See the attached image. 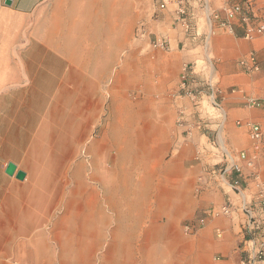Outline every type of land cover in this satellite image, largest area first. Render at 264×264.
Masks as SVG:
<instances>
[{
	"label": "crops",
	"instance_id": "obj_1",
	"mask_svg": "<svg viewBox=\"0 0 264 264\" xmlns=\"http://www.w3.org/2000/svg\"><path fill=\"white\" fill-rule=\"evenodd\" d=\"M49 1L0 0V80L5 82L0 108L11 102L16 114L23 104H35L22 98L56 97L61 89H73L76 80L122 77V65H117L122 24L111 22L131 13V1L117 0L112 16L106 5L114 0H95L96 7L90 9L82 7L84 0L59 8L52 4L50 8L58 10L48 34L43 30L48 20L41 15ZM235 5L240 11L231 13ZM185 7L189 31L179 23L174 3L157 14L156 23L165 30L161 49L166 55L157 57L152 71L141 76L146 93L155 95L154 104L141 110L146 120L132 116L110 124L106 139L115 151L113 166L102 162L94 174L99 187L89 185L83 191L87 209L81 231L92 239L63 243L59 264H96L93 256L103 246L106 227L104 207L114 227L109 253L102 254L99 264H132L133 243L140 239L147 242L148 255L161 249L166 264H239L247 258L250 245L242 206L261 215L264 196V35L255 31L264 21V0H185ZM244 13L252 17L250 22L240 21ZM90 16L107 17V22L94 19L89 25L88 20L75 19ZM207 17L211 34L201 25ZM223 21L226 25L220 24ZM85 38L105 46L93 48L99 49L101 68L77 66L70 58L71 49ZM250 54L257 70L248 71L239 63ZM133 76V82L140 79L139 74ZM207 80L219 88L215 98L220 110L209 104ZM188 91L197 97L186 95ZM250 100L260 104L250 105ZM210 107L214 111L207 114ZM179 112L181 124L175 121ZM246 122L260 125L263 141L258 146L249 139ZM70 193L75 195V189ZM227 202L232 206L229 216H205ZM200 217H205L201 227L192 234L183 231V223ZM9 235L0 233V240ZM53 254L38 245L32 253L41 264H53Z\"/></svg>",
	"mask_w": 264,
	"mask_h": 264
},
{
	"label": "rangeland",
	"instance_id": "obj_2",
	"mask_svg": "<svg viewBox=\"0 0 264 264\" xmlns=\"http://www.w3.org/2000/svg\"><path fill=\"white\" fill-rule=\"evenodd\" d=\"M130 1L131 13L123 19L114 17L111 22V24H119L121 21L122 24V49L117 56V65L121 63L123 72L119 80L94 82L97 84L95 87H91L87 79L76 80L73 89L60 90L63 95L70 93V97L65 98V95L64 97L59 95L55 97V100L54 97H25L22 98L24 102L33 100L35 104H23L17 114L14 113L15 108L11 106V102H7L3 108H0V233L11 235L8 239L0 240V264H41L35 262L32 255L35 245L54 253L53 264H59V254L63 243L79 238L84 241L92 239L83 235L81 231L87 202L83 195L70 193L73 189L79 193L77 185L81 182L75 178H67L68 183L64 185L63 190L56 183L55 177L61 160L68 159L72 164L77 161L81 155L80 151L83 150L78 140L81 136H86L89 140L86 144L90 147V152L89 154L84 153H87L86 158L96 154V169L88 167L82 178L86 186L99 187L98 177L94 174L102 169L101 163L103 162V166L107 164L108 168L113 166L110 159L114 157L115 151L106 139L110 124L117 119L119 121L131 120L132 116L138 121L146 120V114L141 110L147 104L152 106L154 104L155 95L146 93L143 87L145 81L141 80V76L152 71L153 62L157 57L166 55L161 48L152 46L153 41L165 37V30L156 23L160 10H156L154 0ZM52 4L57 8L67 7L73 4V0H50L48 2L49 8L41 15L44 20H48L43 25V30L48 29V34L54 24L51 19L54 20L57 17L54 11L58 10L51 9ZM78 5L75 3V7ZM81 5L83 8L90 9L95 8L97 4L94 0H84ZM88 18L76 17L75 19L84 21ZM94 19H101V23L107 22V17H94ZM209 23L205 18L202 19L201 25L205 32L211 34ZM79 45L88 50L94 47L105 50L102 43H94L86 38ZM73 60L76 65L80 62L76 56ZM103 60H105L104 56ZM136 74H139L140 79L133 82L132 76ZM4 84L5 82L0 80V89L4 87ZM66 99L69 100L68 104H64ZM88 109L94 117L91 122L86 123L80 117ZM33 110L35 113L31 112ZM212 111L214 109L210 107L207 114ZM150 115L153 113L151 112ZM179 115L180 113L175 117L176 123H178ZM12 116H15L17 120L10 121ZM73 118L76 119L75 125L78 120L76 128L73 127ZM40 124L46 131L44 147H47V154L45 155L41 154L44 149L41 151L39 148L42 140L38 136L34 146L27 143V131ZM93 142H96V146L92 149ZM9 161L15 163L18 169L26 172L24 180H18L4 173L6 163ZM88 189L89 187L86 188ZM104 211L106 227L102 240L103 246L95 251L97 254L93 256L96 264H99L102 254L109 253L108 246L112 243L114 224L108 222L109 214H106L105 207ZM194 222L195 220H191L183 223V231L185 224ZM146 243L141 239L134 241L132 264H166V257H163L161 249H154L155 253L149 255L146 253ZM71 254L72 252L68 256L71 257Z\"/></svg>",
	"mask_w": 264,
	"mask_h": 264
},
{
	"label": "built area",
	"instance_id": "obj_3",
	"mask_svg": "<svg viewBox=\"0 0 264 264\" xmlns=\"http://www.w3.org/2000/svg\"><path fill=\"white\" fill-rule=\"evenodd\" d=\"M171 3L175 4L174 12L176 13L178 17L177 19L179 23L184 28V30L189 31L192 28V25H191V22L188 21L186 18L185 0H154L156 10L166 9V7ZM229 11L231 13L240 11V7L238 5H235L229 8ZM212 15L216 17V14L214 13ZM251 19L252 17L248 15L247 13H244L240 16V21L243 23H248L251 21ZM207 20L210 21V18L207 17ZM220 24L226 25L224 21L221 22ZM255 31L256 33L264 35V21L259 22L256 25ZM245 35L247 37L251 36L249 32H246ZM165 43H166L165 38L161 37L153 41L152 46L158 47V48H164ZM239 63L248 71H254L258 69V63L256 61L254 54H250L248 59H241ZM206 86L209 90V96H210L209 104L213 108H217L218 110H220L221 109L220 103L215 98V94L219 92V88L216 87L214 83L211 82V80L206 81ZM186 95L193 97V99L197 97L195 94H192L189 91L186 92ZM249 104L259 105L260 103L255 100H250ZM201 110L202 108L198 112H201ZM179 113L180 115L178 117V123L181 124L183 123V113L182 112H179ZM244 125L247 128V134H248L249 139L252 142H254L257 146L261 144L263 141V132H262L260 125L257 123H251V122H246ZM239 156L241 158H245L246 154L245 152H241ZM229 161L233 168L238 169V166L232 162L231 158ZM259 206H260L261 215H256L255 210L247 206L246 204L242 206L243 212L246 216L244 228L248 234V244L250 245V248L246 251L247 258L241 260L239 264H260L262 260H264V196L260 199ZM231 212H232V206L229 202H227L217 208H210L206 212L205 216L206 215L229 216ZM204 221H205V217H200L194 223L185 224L183 227L184 231L190 234L194 232L199 226H202L204 224Z\"/></svg>",
	"mask_w": 264,
	"mask_h": 264
},
{
	"label": "bare ground",
	"instance_id": "obj_4",
	"mask_svg": "<svg viewBox=\"0 0 264 264\" xmlns=\"http://www.w3.org/2000/svg\"><path fill=\"white\" fill-rule=\"evenodd\" d=\"M95 1V0H94ZM94 4H95V2H94ZM112 5V4H111ZM109 6V3H107V5H106V8H108V9H110V11L109 12H111L110 13V16H112V15H114L115 14V9H116V7H117V5H118V2H117V0H114V2H113V5L112 6ZM102 7V6H101ZM112 9H111V8ZM105 8V7H104ZM120 8V7H119ZM92 10V9H91ZM106 12V11H105ZM123 12V11H122ZM109 14V13H108ZM129 14V13H128ZM88 24L89 25H91V24H93V21H94V18L92 17V16H90L88 19ZM109 22H110V20H109ZM72 50V53H71V59L73 60V58L76 56V57H78L79 58V61L80 62H78V65L77 66H81V67H85V68H89V67H93V66H95V67H97V68H101L102 67V64H101V61H100V53H99V49H97L96 50V52H95V49H92V50H88V49H86V47L84 48V47H82V46H80V45H76V46H74V48L73 49H71ZM95 60H96V62H95ZM74 61V60H73ZM65 62V61H64ZM107 62V61H106ZM93 64V65H92ZM104 67V66H103ZM107 68V67H106ZM92 69H94V68H92ZM97 70V69H96ZM95 72V71H94ZM104 72V71H103ZM99 73V72H98ZM94 75V74H93ZM99 76V75H98ZM88 80V82L90 83V86L91 87H95V86H97V84L96 83H94V82H99V80L98 79H87ZM91 82H93V83H91ZM55 86V85H54ZM63 95V94H62ZM65 95V94H64ZM64 95H63V97H64ZM70 93L69 94H66L65 95V98L66 97H70ZM61 96V95H60ZM47 98H49V97H47ZM54 100H55V97L53 98ZM52 99V100H53ZM68 99H66V102H64V104H68ZM56 102V101H55ZM51 103V102H50ZM52 104V103H51ZM50 104V105H51ZM67 106V105H66ZM65 107V106H64ZM120 111V110H119ZM80 117V116H79ZM93 117H94V115L90 112V109H88V111H84L83 112V114H82V116L80 117V119H82V120H84L86 123H89V122H91L92 121V119H93ZM80 119H79V122H80ZM73 120V127L74 128H76V125L78 124V120H77V123H76V125H75V121H76V119L75 118H73L72 119ZM40 123H42V122H40ZM43 124V123H42ZM42 126L43 125H39L38 127H34V129H30V130H28L27 131V143L28 144H30L31 146H34L35 145V140H36V137L38 136L42 141H40L41 142V144H40V147L39 148H41V151L44 149V151H42L41 152V154H47V147H44L45 146V140L46 139H44L45 138V133H46V131L45 130H43L42 129ZM25 127V126H24ZM112 128V127H111ZM114 128V127H113ZM110 131V130H109ZM91 135H92V133H90ZM32 135V136H31ZM73 135H74V132H73ZM117 135V134H116ZM33 137V138H31V137ZM110 136V135H109ZM30 137V138H29ZM93 137V136H92ZM115 137V136H114ZM91 138V137H90ZM80 140H78V144H80L79 142H81V145L83 146V150L82 151H80L81 152V155H80V157L77 159V161L74 163V164H72V162H70V161H68V159L66 160V161H63V160H61V163H59V166H57V173H56V177H55V181H56V183H58L60 186L59 187H61L62 189H63V187H64V185L66 184V183H68V181H67V178H69V179H72V178H75L77 181H79V182H81V183H79L78 185H77V189H79L78 191H79V193H76L75 195H83L84 196V194L82 193L84 190H86V188H87V184H86V182L85 181H83V178H82V176H83V173H84V171L88 168V167H92L93 169H96V154H92L91 156H90V158H86V155H87V153L89 154V150H90V147L89 146H87V138H86V136L85 137H83V136H81V138H79ZM89 141V140H88ZM96 142H97V140H96ZM96 142H93L92 143V145H91V148L93 149V146H96ZM112 142V141H111ZM26 143V142H25ZM26 143V144H27ZM113 144V143H112ZM117 144V143H116ZM119 145V144H118ZM115 146V145H114ZM80 147V146H79ZM95 148V147H94ZM94 151V150H93ZM84 152H87V153H84ZM118 152V151H117ZM77 154V153H76ZM74 158V157H73ZM116 159V158H115ZM70 160V159H69ZM98 161V160H97ZM105 162V161H104ZM99 165V164H98ZM104 168V167H103ZM107 168H108V166H107ZM116 168V167H115ZM98 169V168H97ZM106 171V170H105ZM110 172V171H109ZM112 172V171H111ZM107 174V173H106ZM117 175V174H116ZM53 178V177H52ZM118 179V178H117ZM97 180V179H96ZM72 181V180H71ZM55 184V183H54ZM114 186V185H113ZM107 189H109V186H108V188ZM112 189V188H111ZM115 189V188H114ZM64 190V189H63ZM126 190V189H125ZM113 191V190H112ZM82 193V194H81ZM91 196V195H90ZM108 198H109V196H108ZM107 204V203H106ZM99 205V204H98ZM112 206H113V204H112ZM86 216H88V214L86 215ZM95 222V221H94ZM91 225V224H90ZM131 225V224H130ZM97 226V225H96ZM88 228V227H87ZM101 228V227H100ZM105 228V227H104ZM96 229H98V228H96ZM101 230V229H100ZM133 232V231H132ZM104 237V236H103ZM133 237V236H132ZM98 238V237H97ZM130 240V239H129ZM123 245V244H122ZM85 261V260H84ZM82 262V261H81ZM79 264V263H78Z\"/></svg>",
	"mask_w": 264,
	"mask_h": 264
},
{
	"label": "water",
	"instance_id": "obj_5",
	"mask_svg": "<svg viewBox=\"0 0 264 264\" xmlns=\"http://www.w3.org/2000/svg\"><path fill=\"white\" fill-rule=\"evenodd\" d=\"M6 3H9V1H7ZM4 172L8 176H14L18 180H24V178L26 177V172L24 170L18 169L16 164L11 161L6 163Z\"/></svg>",
	"mask_w": 264,
	"mask_h": 264
}]
</instances>
